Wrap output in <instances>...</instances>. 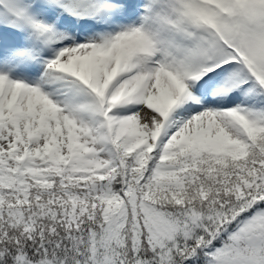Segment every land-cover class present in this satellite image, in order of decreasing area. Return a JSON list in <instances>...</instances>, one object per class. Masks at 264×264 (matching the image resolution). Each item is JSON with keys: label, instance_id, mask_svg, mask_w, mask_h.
I'll use <instances>...</instances> for the list:
<instances>
[{"label": "snow or ice", "instance_id": "snow-or-ice-1", "mask_svg": "<svg viewBox=\"0 0 264 264\" xmlns=\"http://www.w3.org/2000/svg\"><path fill=\"white\" fill-rule=\"evenodd\" d=\"M0 264H264V0H0Z\"/></svg>", "mask_w": 264, "mask_h": 264}]
</instances>
